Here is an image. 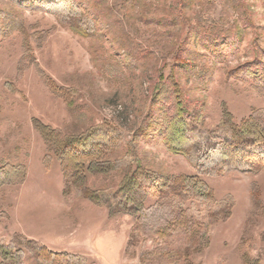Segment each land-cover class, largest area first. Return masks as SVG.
I'll use <instances>...</instances> for the list:
<instances>
[{
  "label": "trees",
  "instance_id": "trees-1",
  "mask_svg": "<svg viewBox=\"0 0 264 264\" xmlns=\"http://www.w3.org/2000/svg\"><path fill=\"white\" fill-rule=\"evenodd\" d=\"M6 1L20 11L47 13L92 43L118 34L116 45L123 53L124 67H107L108 75L120 79L145 66L154 77L148 79L147 96L137 109H131L139 124L130 135L107 121L76 133L54 130L37 119L31 120L32 128L45 146L44 167L49 169L53 162L60 167L65 200L88 201L105 210L110 219L132 218L125 254L137 258L139 264H196L194 257L209 246L208 231L227 221L233 208L231 200H217L202 177L257 176L264 171V108H251L236 121L222 106L217 123L209 127V109L201 94L219 71L226 82L245 85L264 98V28L253 22L249 1L228 0L231 22L227 15L216 22L197 18L194 12L205 0ZM132 26L135 32L176 40L160 61L126 34L125 28ZM15 32L26 45L30 35L23 21L11 10H0V38ZM251 32V60L229 67L227 57L241 48ZM93 48L89 54L94 61ZM37 71L70 116L78 115L77 92L59 87ZM153 142L168 155L184 159L193 174H175L158 162L147 148ZM25 177L24 166H3L0 190L21 186ZM90 178L100 182L92 187ZM251 197L253 205H258L257 189ZM148 241L151 251L145 249ZM0 264L95 263L80 255L51 252L22 235H13L8 242L0 241ZM242 264L261 262L243 255Z\"/></svg>",
  "mask_w": 264,
  "mask_h": 264
},
{
  "label": "rangeland",
  "instance_id": "rangeland-1",
  "mask_svg": "<svg viewBox=\"0 0 264 264\" xmlns=\"http://www.w3.org/2000/svg\"><path fill=\"white\" fill-rule=\"evenodd\" d=\"M248 1L253 22L264 28V0ZM229 3L205 0L194 13L205 22H216L225 15L231 22ZM0 10H11L30 35L26 45L18 32L0 38V169L5 165L26 168L21 186L0 190V241L22 235L51 252L80 255L95 264H139L137 258L125 254L132 218L110 219L105 210L88 201L75 197L65 200L60 167L56 162L49 169L44 167L45 146L31 120L67 133L107 121L130 135L139 124L131 109H137L147 96L148 79L153 81L154 77L145 66L120 79L108 75L107 67H124L123 53L116 45L118 34L92 43L72 34L47 13L20 11L6 0H0ZM133 30V26L125 28L130 38L160 61L176 40ZM174 32H178L177 28ZM154 33L160 34L157 30ZM253 39L251 32L241 48L227 57L229 67L251 60ZM91 45L96 48L94 61L89 54ZM37 68L59 87L77 92L78 115L71 117L64 103L50 94ZM201 94L209 109V127L217 123L222 106L236 121L246 117L251 108H264V98L245 85L226 82L219 71ZM147 148L175 174H193L184 159L168 155L156 142ZM202 178L217 200H231L233 208L227 221L208 231L209 246L202 255L194 257V262L242 264V256L246 255L249 260L259 259L264 264V171L257 176L228 173L219 178ZM99 182V178H90L89 185L94 187ZM254 189L258 205H253L251 197ZM145 249L153 250L150 241Z\"/></svg>",
  "mask_w": 264,
  "mask_h": 264
},
{
  "label": "bare ground",
  "instance_id": "bare-ground-1",
  "mask_svg": "<svg viewBox=\"0 0 264 264\" xmlns=\"http://www.w3.org/2000/svg\"><path fill=\"white\" fill-rule=\"evenodd\" d=\"M107 243L110 245V242L109 241H107Z\"/></svg>",
  "mask_w": 264,
  "mask_h": 264
}]
</instances>
